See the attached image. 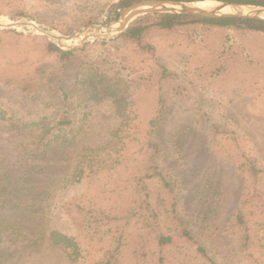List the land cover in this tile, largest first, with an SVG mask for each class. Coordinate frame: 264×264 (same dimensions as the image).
I'll list each match as a JSON object with an SVG mask.
<instances>
[{
	"label": "trees",
	"instance_id": "16d2710c",
	"mask_svg": "<svg viewBox=\"0 0 264 264\" xmlns=\"http://www.w3.org/2000/svg\"><path fill=\"white\" fill-rule=\"evenodd\" d=\"M113 1L77 0L72 7L89 24L96 22L100 11L109 8L111 13L142 0ZM215 1L264 4V0ZM52 5L48 0H0V12L45 21L40 11L46 8L55 13ZM227 30L235 31L230 48L235 45L238 51L223 46ZM248 36L258 40L247 43ZM262 39L264 20L180 14L143 15L115 39L72 50L62 49L44 36L0 29V123H7L14 133L28 134L33 149L27 152V159L35 163L20 173L7 196L16 191L32 194L25 193L26 180L34 191L35 175L51 165L39 164L75 147L80 135L77 125L91 114L85 112L86 106L107 99L118 119L109 139L83 148L74 158L73 172L57 183L47 180L43 193L53 203L54 186L70 187L88 179L98 186L102 174L121 182L114 187L110 180L103 184L108 186L104 199L112 204L110 209L117 210L106 215L110 248L97 264H122L127 241L135 238L134 264H264V116L229 114L228 102H217L221 111L209 112L199 98L178 97L184 90L202 91L207 83L221 85L218 88H228L231 83L237 89L251 83L262 89ZM191 47L199 48L187 52ZM172 48L184 51L178 65L168 58ZM82 96V101L87 96L83 105L76 104ZM194 143L218 162L235 166L244 181L241 197L225 219V243L231 256L222 258L217 253L215 234L204 223L220 214L222 199L213 208L214 202L201 205L205 220L198 223L181 195L174 162L186 160L183 149ZM14 175H7L6 183H14ZM222 185L208 179L205 192L224 194ZM82 196L62 202L77 228L86 222L87 211L81 215ZM93 201L89 200L88 209ZM46 209H42L43 219L48 216ZM48 243L60 249L69 262L81 257L80 243L69 233L50 228Z\"/></svg>",
	"mask_w": 264,
	"mask_h": 264
},
{
	"label": "rangeland",
	"instance_id": "374dc122",
	"mask_svg": "<svg viewBox=\"0 0 264 264\" xmlns=\"http://www.w3.org/2000/svg\"><path fill=\"white\" fill-rule=\"evenodd\" d=\"M48 1L53 2L52 7L55 13H50L46 8H42L41 11L34 10L40 11L41 18L45 21L37 20L31 16L13 18L11 15L4 12H0V18L14 21H22L23 19L31 18L43 29L54 30L63 35H70L84 29L90 24L114 26L117 23V15L119 14L120 16L124 9H121V12H119L120 8L114 9L111 14L110 9L106 7L107 9L98 13L96 22L84 24L83 14L79 10H77L78 13H76L75 9L72 7V4L76 3L77 0ZM116 1L118 0H114L113 2ZM49 22H54V25ZM14 31L23 33L25 36H44L55 43L52 39L40 34L32 27H22ZM91 31H93V33H98L97 30ZM224 35L226 36L223 41V46H226V48L230 50L238 51L239 48L235 45L230 48L233 41L236 39L234 37L236 35L235 31L227 30ZM193 36L198 40L200 39L199 35L194 34ZM228 36H230V39H228ZM99 40L107 42L111 39H92V41L86 44L95 43ZM256 40L258 39L249 36L245 38V42L247 43ZM68 43L71 45L77 44L78 40L76 39ZM202 45L204 44L202 43ZM182 46H184V44ZM198 48L199 47H191L187 52L194 53ZM178 49H181V53ZM173 51L175 55L171 56L170 53ZM183 53L184 51L182 48H172L168 51V58H170L169 60L171 62L175 61L176 65H178L177 63L181 61V55ZM236 59H240V57H236ZM212 80L213 77L208 79V81ZM68 84H71V82H68ZM220 86L221 85L214 86L213 84L210 85L207 83L206 88H203L202 91L188 93V91L184 90L182 91L183 95H178V97L181 100H196V98H199L203 102L205 110L209 112H214L215 110H217V112L221 111V109H218V105H216L217 102L223 103L224 105L228 102L225 107L227 106L229 110L227 113L229 114H243L247 117L264 116V85L262 89L255 87L251 83H243L240 85L239 89L235 88L234 84L231 83L228 88L224 86L218 88ZM83 97L84 96L79 98L76 104L79 103L83 105L87 96H85V99L82 101ZM232 99H235V102L230 103ZM104 103L107 106L108 100L102 99L100 103H88L85 112L89 113V111H91V114L88 115L86 120L80 121L77 125L78 128H76V131L80 133V135H77V145L68 149L67 152L64 151L61 153L59 156L60 159H52L49 163L40 162L41 164L39 165L41 166L47 164L51 165L50 167L45 166L46 169L42 168L41 170L43 171L39 173V175H35L36 189L34 191H32L33 187H31L30 181L26 180V185L23 184L26 190L25 193L27 194V191L32 193L28 195H25L21 191H16L14 196H7L10 190L15 187L16 179L21 177L20 173H23L26 166L28 164H35L27 159V152L33 149L30 144L32 139L26 133L17 134L9 130L7 123H0V264H97V261L109 250L110 245L107 236L108 225L106 224V215L109 214L111 210L116 211L117 209H110L112 204L104 199V197H106L105 189L108 186H103V184L110 180L112 187H114V183L121 184L120 181L111 179L108 174H105L106 178H104V174H102L100 175L102 180L98 183V186L89 182L92 179H88V181L84 183L74 184L70 187H51L52 189H57L55 193L56 198L53 200V203L50 200L47 201V198L43 195L48 186L47 180L57 183L63 181L69 173L73 172V168H75L76 165L74 158H76V155H78L83 148L90 145H100L109 139L110 130L114 128L118 119L114 116V111L109 108V104L107 109L104 107L102 109ZM211 106L215 108H210ZM79 118L81 119L82 116H79ZM249 131H252V129ZM183 154L187 155V159H184V161L181 159L175 161L174 170L180 177L181 195L184 199L185 207L192 214L194 221L200 223L201 221L199 220H202V222L205 220L204 209H201V205L204 203L206 205L208 201L209 203L214 202L210 206V208H213L218 205L215 201L222 199L224 202V207L219 209L220 214L211 222H204L206 225H209L208 230H212L215 234V238L213 239L215 250L224 258L229 254V250L225 243V219L231 214L238 199L241 197L244 181L240 175V171L237 170L235 166L231 165V163L218 162L213 158L210 152L201 149L199 144L194 143L191 146L186 145L185 149H183ZM7 175L10 177L14 175L13 178L15 179L12 180L14 183H6L5 179ZM208 179L211 181L216 179L223 183L221 188L224 194L218 195L216 192L206 193L205 185ZM20 181L22 184V179ZM18 183L17 185H20ZM63 183L64 182H61V184ZM2 184L8 187L7 191L5 190L6 187ZM80 196H82L81 199L83 198L81 207L84 209L81 215H84L85 210L87 213L85 216L86 222L84 221L85 223L77 228L74 224H71L66 214L67 209H62V202L75 197L79 200ZM91 198H93L94 201L90 209H88L89 200ZM211 198L212 200H210ZM57 201H59V204H57ZM50 203L52 204L50 205ZM43 207L44 209L47 208L46 211H48V216L44 219L42 217ZM206 210L208 212L210 209ZM201 225H203V223H201ZM50 228L59 229L76 238L82 249L81 257L78 261H67L60 249H56L49 245L48 232ZM135 240L137 239L135 238ZM135 240L129 239L127 241V245L124 248L122 264H134L132 260V251L136 243Z\"/></svg>",
	"mask_w": 264,
	"mask_h": 264
},
{
	"label": "water",
	"instance_id": "95a60500",
	"mask_svg": "<svg viewBox=\"0 0 264 264\" xmlns=\"http://www.w3.org/2000/svg\"><path fill=\"white\" fill-rule=\"evenodd\" d=\"M213 1L216 5L210 8L198 6L196 3L203 1L184 0H142L125 7L114 26L105 24H90L80 31L70 35H63L56 31L43 29L31 18L22 21L4 20L0 18V28L19 30L22 27H32L37 32L52 39L60 48L72 50L83 48L92 39H114L119 37L138 17L147 14H180L202 16L207 18H242L264 20V4H246L233 2ZM91 30H97L93 33ZM92 38V39H91ZM77 44H69L73 40Z\"/></svg>",
	"mask_w": 264,
	"mask_h": 264
},
{
	"label": "bare ground",
	"instance_id": "6f19581e",
	"mask_svg": "<svg viewBox=\"0 0 264 264\" xmlns=\"http://www.w3.org/2000/svg\"><path fill=\"white\" fill-rule=\"evenodd\" d=\"M196 4L204 8H210L216 5L213 1H203V2H198Z\"/></svg>",
	"mask_w": 264,
	"mask_h": 264
},
{
	"label": "built area",
	"instance_id": "2783aa9c",
	"mask_svg": "<svg viewBox=\"0 0 264 264\" xmlns=\"http://www.w3.org/2000/svg\"><path fill=\"white\" fill-rule=\"evenodd\" d=\"M119 12H121V9H119Z\"/></svg>",
	"mask_w": 264,
	"mask_h": 264
}]
</instances>
